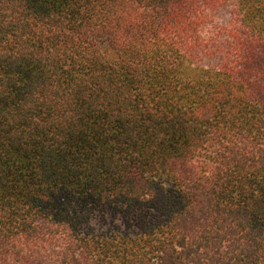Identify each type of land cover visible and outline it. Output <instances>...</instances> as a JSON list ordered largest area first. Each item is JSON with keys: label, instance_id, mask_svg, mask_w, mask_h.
I'll list each match as a JSON object with an SVG mask.
<instances>
[{"label": "trees", "instance_id": "obj_1", "mask_svg": "<svg viewBox=\"0 0 264 264\" xmlns=\"http://www.w3.org/2000/svg\"><path fill=\"white\" fill-rule=\"evenodd\" d=\"M0 264H264V0H0Z\"/></svg>", "mask_w": 264, "mask_h": 264}]
</instances>
